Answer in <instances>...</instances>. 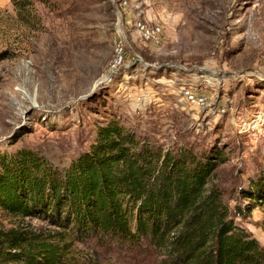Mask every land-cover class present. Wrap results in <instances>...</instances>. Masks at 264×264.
<instances>
[{"label": "rangeland", "instance_id": "374dc122", "mask_svg": "<svg viewBox=\"0 0 264 264\" xmlns=\"http://www.w3.org/2000/svg\"><path fill=\"white\" fill-rule=\"evenodd\" d=\"M139 21L161 32L146 38ZM124 63L109 76L118 44ZM183 86L210 96L188 103ZM116 120L165 151L224 152L215 183L264 246V0H0V158L32 150L64 171ZM256 183V185H254ZM62 242L67 264H159L147 241L61 236L46 218L0 207V230ZM7 253V252H6ZM0 264H23L2 260Z\"/></svg>", "mask_w": 264, "mask_h": 264}, {"label": "trees", "instance_id": "16d2710c", "mask_svg": "<svg viewBox=\"0 0 264 264\" xmlns=\"http://www.w3.org/2000/svg\"><path fill=\"white\" fill-rule=\"evenodd\" d=\"M20 11L27 0H12ZM224 152L163 151L112 120L95 143L64 171L32 150L0 158V207L37 215L61 236L147 241L159 264H264V246L239 225L215 183ZM256 185V183L254 184ZM251 186L246 210L264 205V188ZM264 228V223H263ZM18 230H0V258L23 264H67L69 246ZM7 252V253H6Z\"/></svg>", "mask_w": 264, "mask_h": 264}, {"label": "built area", "instance_id": "2783aa9c", "mask_svg": "<svg viewBox=\"0 0 264 264\" xmlns=\"http://www.w3.org/2000/svg\"><path fill=\"white\" fill-rule=\"evenodd\" d=\"M137 27L140 32L150 40H157L161 32V28L158 24L150 26L145 22L139 21ZM123 63L124 48L122 42H120L110 63L109 76L112 77L113 75H115L119 71ZM181 94L188 103L198 108H204L208 104L210 99V96H208L207 93L198 91L194 86H183L181 88Z\"/></svg>", "mask_w": 264, "mask_h": 264}]
</instances>
